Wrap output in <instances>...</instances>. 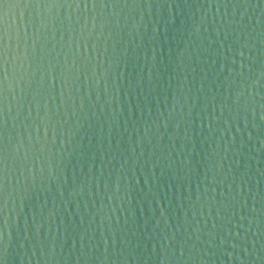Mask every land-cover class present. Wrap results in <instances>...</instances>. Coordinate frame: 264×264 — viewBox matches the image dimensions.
I'll return each instance as SVG.
<instances>
[{
  "label": "water",
  "instance_id": "95a60500",
  "mask_svg": "<svg viewBox=\"0 0 264 264\" xmlns=\"http://www.w3.org/2000/svg\"><path fill=\"white\" fill-rule=\"evenodd\" d=\"M91 2L0 5V259L264 264V0Z\"/></svg>",
  "mask_w": 264,
  "mask_h": 264
},
{
  "label": "snow or ice",
  "instance_id": "6c2138e0",
  "mask_svg": "<svg viewBox=\"0 0 264 264\" xmlns=\"http://www.w3.org/2000/svg\"><path fill=\"white\" fill-rule=\"evenodd\" d=\"M0 5L3 6L4 9L10 8L12 6L14 7H32L33 6V0H17V2L13 3H4V0H0ZM36 6H43L40 4H37ZM47 6L49 7H56L57 3H50ZM59 6L63 7L64 4H60ZM68 7H72L73 5L71 3L67 4ZM76 7H80L81 3H76ZM84 7H97L96 0H92V2L84 3ZM103 7H108L109 5L104 3L101 5ZM113 7L116 6L114 3L112 5ZM124 6H130V7H142L144 6L141 3L136 2V0H133L132 4L125 3ZM148 7H152L153 5L149 3L147 5ZM7 23V12L4 11L2 14H0V29H3L4 26H6ZM6 35V33H5ZM2 39V37H0ZM243 55V53H241ZM261 76L264 77V72L261 73ZM8 78V62H7V49L6 47L0 46V190H4L7 187V180H8V163H7V110L5 107H3L4 102L6 101V81ZM6 255V252H5ZM0 264H5V259H0Z\"/></svg>",
  "mask_w": 264,
  "mask_h": 264
}]
</instances>
